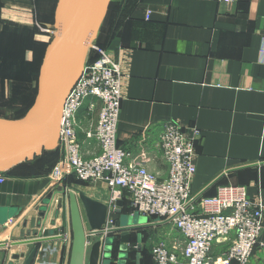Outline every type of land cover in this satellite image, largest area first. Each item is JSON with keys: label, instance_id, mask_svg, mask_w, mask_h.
Here are the masks:
<instances>
[{"label": "crops", "instance_id": "0c3cea01", "mask_svg": "<svg viewBox=\"0 0 264 264\" xmlns=\"http://www.w3.org/2000/svg\"><path fill=\"white\" fill-rule=\"evenodd\" d=\"M32 2L0 0V49H10L11 40H28L25 57L33 62L35 74L53 35L49 30L51 37L44 42L32 37L28 26ZM56 3L48 21L51 29ZM98 29L94 41L120 59L124 75L118 145L139 158L138 151L144 148L146 167L160 174L165 166L154 144L162 124L177 122L188 134L196 128L191 192L206 196L215 194L220 185H240L264 205V0H108ZM11 86L0 82V90ZM85 108L84 104L78 113L80 137L89 123L83 116ZM59 156L58 148L44 151L1 173L5 179L0 181V244H4L0 264H23L26 246L14 244L22 239L62 229L70 236L68 187L108 205L107 218L113 223L120 215L131 214L125 202L120 213L115 210L118 206L109 210L111 192L103 183H84L73 176L52 179ZM48 195L51 201L44 205ZM262 224L259 240H264V216ZM124 234L130 235L125 264H155L151 249L160 239L181 246L184 242L168 222L119 231L113 233L110 264H120L116 255ZM41 250L45 261L38 260ZM68 252L69 243L60 236L39 245L32 264H67ZM173 264L185 263L180 259ZM249 264H264V248H256Z\"/></svg>", "mask_w": 264, "mask_h": 264}, {"label": "built area", "instance_id": "2783aa9c", "mask_svg": "<svg viewBox=\"0 0 264 264\" xmlns=\"http://www.w3.org/2000/svg\"><path fill=\"white\" fill-rule=\"evenodd\" d=\"M51 33L55 34L54 27ZM89 52L92 55L88 57V53L83 71L62 105L56 142L60 156L50 177L62 181L73 176L84 183H103L111 192L109 210L121 200L129 213L137 212L153 222L169 220L184 242L181 246L174 240L171 244L158 240L151 249L155 264H173L180 259L185 264H249L256 248H264V240H259L264 205L251 199L240 185H220L213 195L191 192L196 171L194 142L199 135L196 128L188 134L177 122L162 124L154 144L165 166L160 174L146 167L144 148L138 151L139 158L119 146L123 71L108 51L94 42ZM84 104L83 116L89 123L80 137L78 113ZM4 179L0 174V181ZM107 221L113 223L110 217ZM56 235L69 243L65 229Z\"/></svg>", "mask_w": 264, "mask_h": 264}, {"label": "water", "instance_id": "95a60500", "mask_svg": "<svg viewBox=\"0 0 264 264\" xmlns=\"http://www.w3.org/2000/svg\"><path fill=\"white\" fill-rule=\"evenodd\" d=\"M107 3L108 0H57L53 24L55 34L44 52L34 102L18 120L0 118V173L56 146L62 105L83 71ZM68 188L71 232L67 264H110L115 252L113 233L169 221L146 222L145 217L134 219L120 215L118 221L111 223L107 221L108 205L74 187ZM58 189L62 191V188ZM200 194L202 192L197 196ZM51 196L48 195L44 205L50 203ZM122 204L123 201H116V212L120 213ZM59 238L60 235L50 230L47 236L22 239L14 244L26 246L23 264H32L39 245ZM139 239L138 251L141 248ZM129 242V234L121 235L116 255L120 264L126 263ZM40 252L38 260L45 261L43 251Z\"/></svg>", "mask_w": 264, "mask_h": 264}, {"label": "rangeland", "instance_id": "374dc122", "mask_svg": "<svg viewBox=\"0 0 264 264\" xmlns=\"http://www.w3.org/2000/svg\"><path fill=\"white\" fill-rule=\"evenodd\" d=\"M52 4L53 0H33L32 2V18L28 26L32 31V37L43 42L47 41L48 37H51L49 30L51 31L52 29L49 27L48 21L51 15ZM98 30L99 29H97V32ZM97 34L99 35V33ZM96 41L99 42L97 39ZM96 41L93 42L98 44ZM26 42L28 43V40H11L9 44L10 49L7 51L0 49V82H3V84L4 82H9L12 84L10 90H0V118L3 119L18 120L24 117L33 104L36 96L38 84L37 76H39L38 73L40 69L36 70L35 76L33 62L25 57L24 48L27 45ZM19 46L21 47L20 50L18 48ZM12 47L14 48L12 49ZM90 55H92V52H89L88 57H90ZM41 56H44V53ZM113 60L116 64L121 65L119 58H113ZM36 78L37 82L35 83ZM52 149H56V146ZM126 217L136 219L143 216L137 212H133Z\"/></svg>", "mask_w": 264, "mask_h": 264}, {"label": "trees", "instance_id": "16d2710c", "mask_svg": "<svg viewBox=\"0 0 264 264\" xmlns=\"http://www.w3.org/2000/svg\"><path fill=\"white\" fill-rule=\"evenodd\" d=\"M55 1H56V0H53V4H52V7H51V9H53V7H54V4H55ZM52 16H53V13H51V15H50V17H49V20H52Z\"/></svg>", "mask_w": 264, "mask_h": 264}, {"label": "bare ground", "instance_id": "6f19581e", "mask_svg": "<svg viewBox=\"0 0 264 264\" xmlns=\"http://www.w3.org/2000/svg\"><path fill=\"white\" fill-rule=\"evenodd\" d=\"M1 174V173H0Z\"/></svg>", "mask_w": 264, "mask_h": 264}]
</instances>
